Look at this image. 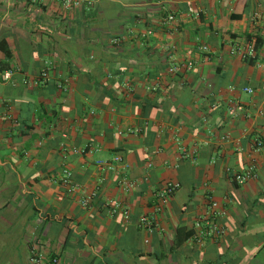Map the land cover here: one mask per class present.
<instances>
[{"label":"crops","instance_id":"obj_1","mask_svg":"<svg viewBox=\"0 0 264 264\" xmlns=\"http://www.w3.org/2000/svg\"><path fill=\"white\" fill-rule=\"evenodd\" d=\"M1 40L0 264L33 249L60 264H264V0H0ZM117 154V170L98 164ZM167 181L180 188L156 215ZM212 201L225 232L206 236Z\"/></svg>","mask_w":264,"mask_h":264},{"label":"built area","instance_id":"obj_2","mask_svg":"<svg viewBox=\"0 0 264 264\" xmlns=\"http://www.w3.org/2000/svg\"><path fill=\"white\" fill-rule=\"evenodd\" d=\"M62 1V4L66 10H73L77 8L82 0H60ZM187 3H192V2H199L201 0H184ZM189 12L191 14H196L198 15L193 8H189ZM176 22V17L174 15H168L165 19L166 24H174ZM147 34H152L151 30L147 32ZM112 43L114 45H119L120 44V39L119 38H114L112 40ZM202 50L206 52L208 50L207 46H203ZM238 50V49H237ZM238 52V51H237ZM241 57L243 59H248V58H254L256 55V49L253 44H250L246 46L245 48H240L239 51ZM195 63L193 61H185L182 63H172L169 68L168 72L172 75L179 74L183 70L185 71H192L194 70ZM49 76V72L46 70L42 76L41 79L45 80ZM162 84L161 81H156L155 83L149 85L147 89L151 92H156L157 90L161 89ZM62 88V86H61ZM65 88V87H63ZM245 92L249 94H253V89L246 87L243 89ZM236 110L234 108H231L229 110L230 115H235ZM139 130H131V133H137ZM262 146V142L258 141L257 142V148L258 150L260 149L259 147ZM182 153L184 155L186 154L185 149H181ZM100 166H102L106 170H117V166H120L123 164V158L117 154L115 155L114 159L112 162H98ZM72 172L68 169L63 170V179L62 181L67 185V186H73V179H72ZM255 176L254 172V167H250L246 172L244 173H234L232 176L233 182L236 184L242 185L245 182H247L249 179L253 178ZM103 180V179H102ZM118 183L123 189H125L127 192L132 190L135 186L133 182L128 180L126 177H119ZM180 184L178 182L174 181H167L163 185L161 189L157 191L155 194L156 200L154 204V210L155 214L161 213L166 205L168 204L169 200L175 195V193L179 190ZM96 194L92 195H87L83 197L81 200V205L83 208H89L95 199ZM114 207L117 208V204H113ZM219 205L217 202L212 201L209 205L208 208V216L205 219V223H198L197 226L201 229L202 234L204 235H212V234H221L225 232V228L223 226H220L218 224V215L220 214L219 212ZM139 225L146 229L149 232H153L156 228H158V223L156 221L155 216H142L139 220ZM30 264H60L59 258L57 257H48L46 254H44L41 251L34 250L31 252V257H30Z\"/></svg>","mask_w":264,"mask_h":264},{"label":"trees","instance_id":"obj_3","mask_svg":"<svg viewBox=\"0 0 264 264\" xmlns=\"http://www.w3.org/2000/svg\"><path fill=\"white\" fill-rule=\"evenodd\" d=\"M257 47H258V44L257 45H255V49L257 50ZM0 52H3L4 54H5V56H6V58H7V60L8 59H10V53L6 50V48H5V42H4V40H1L0 41ZM8 70V68L6 67V63L3 65V64H1L0 63V72H5V71H7ZM118 73V72H117ZM123 99H121V100H119L120 102L122 101Z\"/></svg>","mask_w":264,"mask_h":264}]
</instances>
